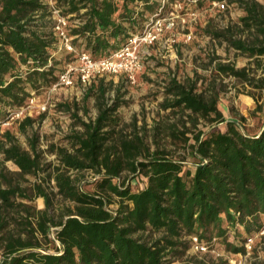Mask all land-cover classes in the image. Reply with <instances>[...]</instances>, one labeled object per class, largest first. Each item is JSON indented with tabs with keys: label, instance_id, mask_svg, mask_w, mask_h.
<instances>
[{
	"label": "trees",
	"instance_id": "16d2710c",
	"mask_svg": "<svg viewBox=\"0 0 264 264\" xmlns=\"http://www.w3.org/2000/svg\"><path fill=\"white\" fill-rule=\"evenodd\" d=\"M190 1L198 10L221 0ZM54 2L63 16L78 20L67 26V36L72 47L92 60L118 52L142 32L160 7V0ZM237 2L245 12L242 26L256 31L254 40L236 38L228 30L209 29L206 34L253 58L255 68L215 63L214 71L257 91L256 96L251 94L254 127L244 126L242 116L227 120L217 108L215 93L196 91L197 80L179 82L171 77L161 107L186 117L180 126L170 124L168 131L175 139L183 138L192 158L188 167L184 158H174L165 149L151 150L137 129L128 135L117 129L120 102H108L100 80L85 95L86 100L93 89L97 91L96 117L84 122L71 114L81 131L67 137L71 150H53L59 164L47 172V179L56 191L49 192L42 183L33 185V196L43 199V209L17 202V198H30L18 185L7 183L0 168V264H172L173 259L179 264H227L185 256L193 237L208 250L220 246L233 254H247L246 238L264 222V76H250L262 66L264 20L259 4ZM47 12L42 0H0V125L25 104L31 92L57 80L60 71L53 58L58 38ZM64 107L71 111L70 104ZM201 120L210 123L206 133L197 128ZM34 122L24 116L18 130L25 133ZM1 137L0 166L12 162L20 176L47 171L40 161L38 134L27 139L28 150L18 146L8 130ZM86 170L100 175L93 182L95 193L69 174ZM124 172L128 178L144 177L145 184L133 190L127 182H118ZM54 195L63 202L57 209ZM113 197L117 198L114 210L109 209ZM12 215L23 222L18 224L20 230ZM13 222L16 228L10 229Z\"/></svg>",
	"mask_w": 264,
	"mask_h": 264
},
{
	"label": "rangeland",
	"instance_id": "374dc122",
	"mask_svg": "<svg viewBox=\"0 0 264 264\" xmlns=\"http://www.w3.org/2000/svg\"><path fill=\"white\" fill-rule=\"evenodd\" d=\"M42 1L47 6L48 11V0ZM251 1L261 6L258 8V13L260 19L264 20V0ZM169 3L173 4V1ZM225 5L226 9L223 12H218L211 5L198 10H195L191 4L184 5L178 15L185 16L188 12L193 11L197 14L195 21L191 22L186 19L187 23L184 26L178 23L173 31L162 34L152 45L140 48L141 69L136 73L133 84L128 82L123 73L105 74L95 76L91 84L83 88L77 74L73 73L70 75L71 84L68 86L58 84L56 80L47 88L41 87L39 90L31 92V96L25 104L4 121L8 124L0 125V141L2 140V133L8 130L14 138V142L22 149L28 150L27 139L35 132L39 136L40 161L43 165H47V171L35 176H20L18 175L19 169L12 162L2 163L0 168H3L5 172L6 182L14 186L18 185L26 191L30 198H17L16 201L28 204L36 210H41L44 208L43 199L33 196L34 183H42L49 192L54 193L56 191L54 182L47 179V172L59 164L53 150L56 148L71 150L67 143V137L74 131H81V127L71 114L76 115L84 122L96 117L97 91L93 89V93L86 100L85 95L88 88L91 85L97 86L100 80L106 86L105 96L108 102L110 104L113 101L120 102V107L115 113L119 121L117 129H123L127 135L134 133L137 129L139 134L144 136L145 142L151 150H154L156 146L165 149L174 158H184L188 167H190L192 158L183 138L179 136V139H175L169 135L168 131L170 124L177 123L180 126V120L185 121L186 117L180 118L181 112L170 109L163 110L161 107L165 98V89L171 77H175L179 82H186L189 79L197 80L196 91L205 95L215 93L218 99L217 108L227 120H234L235 117L242 116L245 118L244 126L253 128L254 118L251 113L255 108V101L251 94L256 96L257 91L247 83H240L232 77L219 76L214 71L215 63L231 64L236 69L255 68L253 58L236 51L225 41L215 40L206 34L209 29L213 31L228 30V33L236 38H241L247 42L254 40L256 31L243 27L240 22V19L245 16V12L237 0H231V2L225 0ZM47 14V20L54 32L52 16L49 11ZM67 21V26L78 23V20H69V18ZM187 35L191 37L188 41L185 40ZM169 38H174L175 42L171 44ZM74 49L76 50L75 53L66 54L67 51L61 48L58 39L53 58L55 62H58L56 65L58 72H62L68 64L73 66L78 64V50L77 48ZM261 60L262 66L252 72L250 76L255 78L264 76V57H261ZM65 104L71 105V111L64 107ZM84 110H86V114ZM24 116L35 119V122L32 128H27L25 133H22L18 130V124ZM213 125L216 128H222L221 124ZM186 126H190L189 123H186ZM197 128L206 133L210 130V123L201 120ZM186 137L191 138V133H187ZM189 143H193V140L190 139ZM69 174L80 181L87 191L97 192L98 189L93 182L99 179L100 175L94 174L90 170L70 171ZM122 181L127 182L134 190L145 184L146 179L144 177H140L138 180L128 178V174L124 172L118 182ZM7 183L2 182V186L5 187ZM112 201L109 209L114 210L117 207V198L113 197ZM53 202L56 209L63 204L57 195L53 196ZM12 216L16 218L17 230H20L21 226L18 224L23 222L18 215ZM16 223L13 222L9 228L15 229ZM192 255L197 258H204L208 262H218L221 259L227 264H264V236L253 241L247 255L233 254L220 246L207 249L205 252L196 251L191 247L185 256ZM172 264H179V260L173 259Z\"/></svg>",
	"mask_w": 264,
	"mask_h": 264
},
{
	"label": "built area",
	"instance_id": "2783aa9c",
	"mask_svg": "<svg viewBox=\"0 0 264 264\" xmlns=\"http://www.w3.org/2000/svg\"><path fill=\"white\" fill-rule=\"evenodd\" d=\"M169 0H160V7L157 13L148 19L141 33L133 35L128 39L126 44L116 53L107 58L92 60L87 53L77 52L78 64L73 66L68 64L65 69L58 74V84L68 86L71 84L70 75L77 74L80 85L83 88L88 87L95 76L125 74L129 83L135 82V75L141 69L140 48L150 46L155 43L159 37L169 31H173L176 26L181 24L184 26L188 19L194 22L197 14L193 11L188 12L185 16H179L178 12L186 4H191L190 0H173V4ZM170 5V8H169ZM48 11L53 19V30L60 40L61 48L69 53H75L76 50L71 45V39L67 36V17L63 16L59 8L55 5L54 0H48ZM218 12L226 9L225 0L215 2L212 5ZM186 17V18H185ZM190 35L185 40H190ZM172 44L174 38H169ZM3 122L1 126L7 125ZM264 236V222L261 224L259 231L251 237L246 238L245 248L249 254L250 246L256 238ZM191 247L196 251L205 252L207 247L198 241L196 237L191 238ZM246 254V255H247Z\"/></svg>",
	"mask_w": 264,
	"mask_h": 264
}]
</instances>
